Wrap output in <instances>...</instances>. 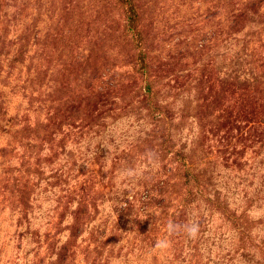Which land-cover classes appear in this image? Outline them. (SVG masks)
I'll list each match as a JSON object with an SVG mask.
<instances>
[{
	"label": "rangeland",
	"instance_id": "1",
	"mask_svg": "<svg viewBox=\"0 0 264 264\" xmlns=\"http://www.w3.org/2000/svg\"><path fill=\"white\" fill-rule=\"evenodd\" d=\"M243 99L264 0H0V264H264Z\"/></svg>",
	"mask_w": 264,
	"mask_h": 264
},
{
	"label": "trees",
	"instance_id": "2",
	"mask_svg": "<svg viewBox=\"0 0 264 264\" xmlns=\"http://www.w3.org/2000/svg\"><path fill=\"white\" fill-rule=\"evenodd\" d=\"M128 18L132 21L135 18V12H130L128 14ZM140 67L142 69H145L144 64L141 62ZM245 101V99H243ZM243 100H241V103L235 106H228L222 111L221 118L223 120L222 125H220V128L216 130L214 135L216 137H219V134L221 133L222 139L227 141L229 140L232 135L237 131L239 134L244 133L247 138H253V140H256L259 142L260 140V129H264V118L259 117L257 114H253V112H249L251 108V104L249 101H245L243 103ZM102 104V106L106 105ZM107 105H110L111 107L115 104L113 102H109ZM114 108V107H113ZM243 108L244 113L242 112ZM252 115V117H250ZM257 117V118H254ZM224 141V142H225ZM222 142V140H221ZM223 142V143H224ZM233 148L236 149V146L232 144ZM235 149L232 151L234 153ZM185 174L188 176L189 173L185 172ZM67 245L61 247L62 250L58 251V261L59 263H63L66 255H67Z\"/></svg>",
	"mask_w": 264,
	"mask_h": 264
}]
</instances>
